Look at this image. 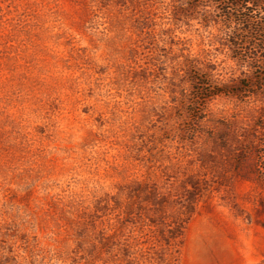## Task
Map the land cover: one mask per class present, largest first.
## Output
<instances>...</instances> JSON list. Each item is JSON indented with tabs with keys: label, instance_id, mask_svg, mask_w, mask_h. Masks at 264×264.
<instances>
[{
	"label": "rangeland",
	"instance_id": "rangeland-1",
	"mask_svg": "<svg viewBox=\"0 0 264 264\" xmlns=\"http://www.w3.org/2000/svg\"><path fill=\"white\" fill-rule=\"evenodd\" d=\"M216 1L0 0V264H264V94Z\"/></svg>",
	"mask_w": 264,
	"mask_h": 264
},
{
	"label": "trees",
	"instance_id": "trees-1",
	"mask_svg": "<svg viewBox=\"0 0 264 264\" xmlns=\"http://www.w3.org/2000/svg\"><path fill=\"white\" fill-rule=\"evenodd\" d=\"M199 4L203 0H189ZM224 7L220 18L224 23L243 26L234 33V46L245 49V64L253 69L251 85H245V93L264 94V0H221L216 1ZM244 40V41H243ZM199 100H206L218 95L232 94L224 89H212L200 79H193ZM253 86V88H252ZM249 95V96H250Z\"/></svg>",
	"mask_w": 264,
	"mask_h": 264
}]
</instances>
